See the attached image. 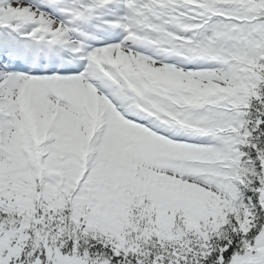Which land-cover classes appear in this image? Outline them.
Wrapping results in <instances>:
<instances>
[{"label": "snow or ice", "instance_id": "obj_1", "mask_svg": "<svg viewBox=\"0 0 264 264\" xmlns=\"http://www.w3.org/2000/svg\"><path fill=\"white\" fill-rule=\"evenodd\" d=\"M0 264H264V0H0Z\"/></svg>", "mask_w": 264, "mask_h": 264}]
</instances>
